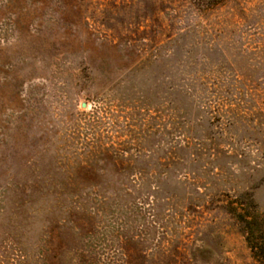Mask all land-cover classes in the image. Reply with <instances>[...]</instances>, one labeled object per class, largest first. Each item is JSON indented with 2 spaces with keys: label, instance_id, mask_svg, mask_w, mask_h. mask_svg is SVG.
<instances>
[{
  "label": "rangeland",
  "instance_id": "obj_1",
  "mask_svg": "<svg viewBox=\"0 0 264 264\" xmlns=\"http://www.w3.org/2000/svg\"><path fill=\"white\" fill-rule=\"evenodd\" d=\"M240 219L264 0H0V264H260Z\"/></svg>",
  "mask_w": 264,
  "mask_h": 264
},
{
  "label": "trees",
  "instance_id": "obj_2",
  "mask_svg": "<svg viewBox=\"0 0 264 264\" xmlns=\"http://www.w3.org/2000/svg\"><path fill=\"white\" fill-rule=\"evenodd\" d=\"M238 216V215H237ZM245 222L246 242L260 264H264V228L254 229V223L240 219Z\"/></svg>",
  "mask_w": 264,
  "mask_h": 264
}]
</instances>
